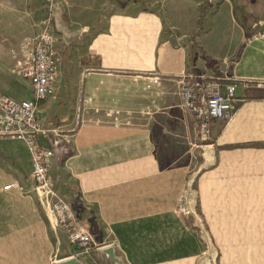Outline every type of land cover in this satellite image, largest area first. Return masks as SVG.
<instances>
[{"label": "crops", "instance_id": "obj_1", "mask_svg": "<svg viewBox=\"0 0 264 264\" xmlns=\"http://www.w3.org/2000/svg\"><path fill=\"white\" fill-rule=\"evenodd\" d=\"M202 3L153 0L133 14L103 0L81 27L54 13L63 65L39 118L68 121L66 133L49 123L70 148H58L50 173L73 210L94 217L87 226L99 247L82 254L61 244L34 193L3 190L20 179L32 186L33 165L26 142L0 137V244L12 248L10 261L49 264L54 247L55 258L112 264L103 252L112 245L125 264H205L210 247L219 264H264V0H214L210 15ZM16 62L0 64V93L31 99ZM190 72L240 83L242 101L212 121L209 139L182 105Z\"/></svg>", "mask_w": 264, "mask_h": 264}, {"label": "built area", "instance_id": "obj_2", "mask_svg": "<svg viewBox=\"0 0 264 264\" xmlns=\"http://www.w3.org/2000/svg\"><path fill=\"white\" fill-rule=\"evenodd\" d=\"M48 1L52 6L57 0ZM264 37V32L259 34ZM17 60L15 72L27 79L34 97L32 99L17 100L0 93V137H11L26 142L32 161L30 186L20 179L9 182L3 190H18L32 192L39 199L44 208L50 212L51 223L55 228L66 232L72 244L90 252L93 247H99L91 229L75 216L68 199L56 190V181L51 176L53 161L58 148L63 154L70 153L65 146L67 137L56 133L53 143L45 141L48 129L42 125L38 115V105L56 96L57 84L63 65L62 54L56 47V34L52 20L45 19L38 25L30 38L19 45V51L12 56ZM227 78V77H226ZM225 82L220 79L208 78L205 74L186 73L181 78L180 94L182 105L189 111L198 127V133L206 139L210 136V127L213 120H226L237 110L242 99L237 93V81L227 78ZM160 77L153 76V82L158 84ZM248 81H242L247 85ZM65 142V143H64ZM181 211L188 214L187 206L182 205ZM205 264H219L216 252L207 250Z\"/></svg>", "mask_w": 264, "mask_h": 264}, {"label": "rangeland", "instance_id": "obj_3", "mask_svg": "<svg viewBox=\"0 0 264 264\" xmlns=\"http://www.w3.org/2000/svg\"><path fill=\"white\" fill-rule=\"evenodd\" d=\"M152 1L153 0H110L111 4H115L118 9H124L125 11L133 14L137 13L138 11H147L149 9H152ZM202 1L206 2L207 7L205 9V13L210 15V8L208 6L214 0ZM100 2H103V0H96V4L93 9H85L82 7L81 0H68V5L64 3V8L61 4L52 6L50 2L42 0H0V64H4L5 62L7 63V58L12 57L15 52L19 51V45L30 38L31 34L34 31H37L38 25L45 19L51 18L52 24L54 25V13L59 12L60 8H62L63 10V16L65 20L68 19L76 21L78 23L77 27H81V24H86L85 22H95L97 20L96 14L98 13L97 8L99 6L98 3ZM224 5L219 7H221V9H226V6ZM171 26H173V24H171ZM210 26V23H206L205 30H208ZM95 29H97V27ZM194 47L198 48L196 44L194 45ZM30 90L34 97L32 88H30ZM40 104L41 103H39L38 105V110L40 108ZM41 121L44 128L48 129V134L50 133V131L53 132L54 130L53 128L52 130L49 129V127L51 126L49 124L50 122L56 124L54 126L62 125L59 128H64V133H66V129H68L66 128V124H68V121L66 120H57L55 118H51L48 120V127L45 125V119ZM55 137L57 136L55 135ZM66 137L67 136H65V139ZM209 137L206 139H209ZM68 144L69 143L66 142L65 146H68ZM191 157H193V155ZM54 172L56 173L55 168L52 169L53 175ZM61 191L69 192L68 189L65 188L64 183L61 186ZM74 213L79 221L82 220L85 222V224L95 227V222L92 219L94 218L93 216L91 217V219H88V217L86 215H83L81 211H75V209ZM44 214H48L47 216H49V220H52L50 212L49 210H47V208H44ZM56 229L58 231L57 236L61 244H64L66 246L73 245L80 253H88L84 252V249L79 247L78 245L72 244L66 232L59 228ZM49 234L50 239L52 241L55 240L53 239L55 238L54 231ZM11 249L12 248L7 245L0 244V264H25L10 261ZM52 251L53 252L51 254L49 264H57V261L60 259L55 258L57 250L55 251L53 247ZM58 253L61 254L59 250Z\"/></svg>", "mask_w": 264, "mask_h": 264}, {"label": "water", "instance_id": "obj_4", "mask_svg": "<svg viewBox=\"0 0 264 264\" xmlns=\"http://www.w3.org/2000/svg\"><path fill=\"white\" fill-rule=\"evenodd\" d=\"M103 252L110 259L112 264H125L124 260L116 255L115 248L112 245H109L103 249ZM57 264H83L79 259L74 256L67 258H62L57 261Z\"/></svg>", "mask_w": 264, "mask_h": 264}, {"label": "trees", "instance_id": "obj_5", "mask_svg": "<svg viewBox=\"0 0 264 264\" xmlns=\"http://www.w3.org/2000/svg\"><path fill=\"white\" fill-rule=\"evenodd\" d=\"M205 5H206V2H203L202 5H201V8H200L202 15H203V13L205 12V9H206Z\"/></svg>", "mask_w": 264, "mask_h": 264}]
</instances>
